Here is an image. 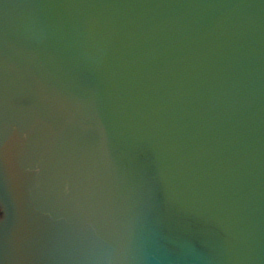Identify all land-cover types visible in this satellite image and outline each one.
<instances>
[{"label": "water", "instance_id": "95a60500", "mask_svg": "<svg viewBox=\"0 0 264 264\" xmlns=\"http://www.w3.org/2000/svg\"><path fill=\"white\" fill-rule=\"evenodd\" d=\"M0 264H264V0H0Z\"/></svg>", "mask_w": 264, "mask_h": 264}]
</instances>
